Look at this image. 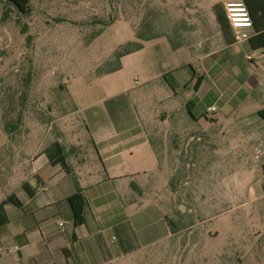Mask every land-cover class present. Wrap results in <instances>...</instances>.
Returning <instances> with one entry per match:
<instances>
[{
  "label": "rangeland",
  "instance_id": "obj_1",
  "mask_svg": "<svg viewBox=\"0 0 264 264\" xmlns=\"http://www.w3.org/2000/svg\"><path fill=\"white\" fill-rule=\"evenodd\" d=\"M225 1L30 0L31 13L24 15L0 0V203L33 181L34 158L52 143L92 156L93 141H107L121 148L118 171L159 189L175 225L166 243L123 264H264V198H257L264 182L260 52H252L257 68L244 82L248 95L232 105L229 118L202 116L215 102L209 96L192 108L194 120L193 88L174 98L162 77L150 82L197 60L200 43L222 45L212 7ZM197 7L201 12L194 14ZM183 25L192 31L182 34ZM138 44L140 50L122 57ZM192 65L200 73L201 62ZM134 114L144 119L138 130H148L150 115L160 116L150 122L157 137L166 138L160 163L153 148L132 135ZM175 141L192 145L180 154L184 160L178 161ZM154 197L146 194L142 202Z\"/></svg>",
  "mask_w": 264,
  "mask_h": 264
},
{
  "label": "crops",
  "instance_id": "obj_2",
  "mask_svg": "<svg viewBox=\"0 0 264 264\" xmlns=\"http://www.w3.org/2000/svg\"><path fill=\"white\" fill-rule=\"evenodd\" d=\"M231 1L241 0H227L212 7L217 23L215 6H223L220 15L225 19V5ZM200 12V8L194 9V14ZM218 27L222 45L217 49H205L204 43L199 41L203 53L197 60H188L183 67L201 62L200 73L195 70L203 81L199 90L194 91L191 106H204L205 100L212 96L215 102L208 105L203 113L211 106H216L217 112L229 118L234 112L232 105L239 104L248 95L244 82L251 78L257 68L252 52L259 51L264 59V48H259L255 42L257 49H254L250 42L256 35L255 29L249 32L248 40L236 42L231 27L227 40L219 23ZM190 31L192 28L188 25L181 28L182 34ZM247 56H252L253 63L246 59ZM173 68L151 77L150 82L157 77L164 79L165 74L173 73L171 78L177 85L173 91L175 98L182 89L190 91L194 82H191L192 74L188 69L175 72L177 69ZM217 82L223 88L221 91ZM120 117L117 120L119 122L122 121ZM159 118L156 116L153 119L150 115L146 124L148 130H138V122L144 119L141 115H132L131 133L140 143H148L153 148L160 163L152 144L157 133L150 123ZM162 118L167 120L168 115ZM214 118L218 120L220 116ZM260 122L264 123L262 120ZM117 130L116 133L121 135L123 129ZM160 139L161 142L166 140L162 136ZM54 143L63 146L68 168L66 170L60 164H53L47 148L35 156L36 172L33 181L24 183L18 192L12 194L22 206L8 204L4 207L9 223L0 228V264H123L133 255L168 241L175 225L169 221L162 207L159 189H150L133 182L132 173L126 169L118 171L121 148L107 146V141L99 144L93 141L95 153L86 156L82 154L85 151L78 146L66 147L59 141ZM191 146H175L178 161L185 159L180 157L181 153L193 150ZM94 158H97L96 162ZM148 173L145 172V175ZM73 179L77 180L87 202L85 222L80 226L74 225L69 202V198L76 193ZM262 188L263 194L257 198H264V182ZM154 193L155 201L142 202L146 194ZM61 223L63 226H60Z\"/></svg>",
  "mask_w": 264,
  "mask_h": 264
},
{
  "label": "trees",
  "instance_id": "obj_3",
  "mask_svg": "<svg viewBox=\"0 0 264 264\" xmlns=\"http://www.w3.org/2000/svg\"><path fill=\"white\" fill-rule=\"evenodd\" d=\"M8 1L11 2L21 14L27 15V14L31 13V9L29 7L30 0H8ZM244 2L246 3V5L250 11L251 17L253 19V25H254L253 29H255V32H256V35L252 39H250V42L253 44L254 49H257L256 45L254 44L255 42L258 43L259 48H261V47L264 48V42H262V40H264V0H244ZM222 9H223V6H221V5H217L214 8L218 23L220 24L222 31H223V34L227 40L228 39L227 35H228V30L230 28V25H229L226 18L224 19L223 17H221L220 13H221ZM141 48H142V45L138 44V45L132 47V49L122 52L121 55H122V57L126 56L130 53H133L135 51L140 50ZM182 69H188L189 72H191V74H192L191 82H194L193 91L197 92L200 88L202 81H203L202 76H199L197 74L193 65H187L181 69L176 70L175 72H179ZM172 74L173 73L165 74L164 79L166 80V82L170 86V88H172V90L175 91L177 89V85L174 82V80L171 78ZM121 96H118L116 98H119ZM191 105L192 104H190V102H189L190 114L194 120H197L198 118L192 113L193 107ZM118 116L113 115V117H115L114 119L116 121L118 120ZM202 116L208 117L209 113L207 111H205L202 114ZM258 117H259V121H261V120L264 121V110H260L258 112ZM161 143L162 142H161L160 137H156L152 143L154 146V149L156 150V153H157L159 159L161 158L160 154L162 153ZM46 151H47V154H48V156H49V158L53 164H60L64 169L67 170L68 164L66 161L64 148L61 144L54 143L50 147H48ZM53 159H55V160H53ZM73 182H74V185L76 187V193L69 198V202L71 204L72 211H73L74 225L80 226V225L84 224V222H85L84 217H85V209L87 206V202H86V199L83 195L81 188L79 187L77 180L73 179ZM8 204L14 205L16 207L22 206L21 202L16 198V196H13V195H10L5 200H3L0 203V228L9 223L8 218L6 217V214L4 211V207Z\"/></svg>",
  "mask_w": 264,
  "mask_h": 264
},
{
  "label": "built area",
  "instance_id": "obj_4",
  "mask_svg": "<svg viewBox=\"0 0 264 264\" xmlns=\"http://www.w3.org/2000/svg\"><path fill=\"white\" fill-rule=\"evenodd\" d=\"M225 13L226 19L234 32L235 41L243 42L248 40L250 38L249 32L253 30L254 25L250 11L244 0L228 2L225 5ZM246 59L250 63H253L252 56H247ZM217 111L218 108L216 106H211L207 110L210 115H215ZM60 226H63V224L61 223Z\"/></svg>",
  "mask_w": 264,
  "mask_h": 264
}]
</instances>
